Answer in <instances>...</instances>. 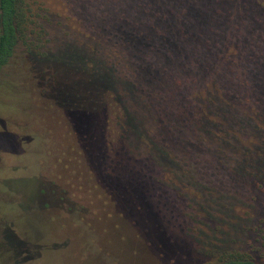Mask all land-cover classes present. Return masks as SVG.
<instances>
[{
	"label": "trees",
	"instance_id": "obj_1",
	"mask_svg": "<svg viewBox=\"0 0 264 264\" xmlns=\"http://www.w3.org/2000/svg\"><path fill=\"white\" fill-rule=\"evenodd\" d=\"M58 1L69 25L52 46L45 15L0 0V88L16 90L1 82L16 68L68 125L72 144L52 154L64 172L49 179L86 185L65 201L154 264H264V0ZM26 141L0 131L2 150ZM30 185V204L64 201ZM80 217L54 214L42 234L81 237ZM0 226L18 256L24 243Z\"/></svg>",
	"mask_w": 264,
	"mask_h": 264
},
{
	"label": "rangeland",
	"instance_id": "obj_2",
	"mask_svg": "<svg viewBox=\"0 0 264 264\" xmlns=\"http://www.w3.org/2000/svg\"><path fill=\"white\" fill-rule=\"evenodd\" d=\"M26 1L32 15H45L46 20L41 17V22L51 42L49 45L55 44L53 40L59 44L65 38L66 25H69V18L66 12H62L59 1ZM44 8L46 12L42 11ZM47 13L50 15L47 16ZM18 59L13 60V63L16 64ZM15 69H5L2 74L1 82L15 84L16 90L6 92V85L0 88V131L24 137L28 141L23 142L14 153L0 149V225H9L14 238L24 243V249L18 256L11 257L5 248L0 247V264H154L153 255L143 254L145 251L138 248L141 246L138 239L123 243L118 233L107 234L103 231L105 224L95 221L93 211L83 215L88 206L86 203L74 204L69 196L70 199L65 201L66 195L60 192L82 188L85 183L81 178L71 179L67 184L49 179V173L62 175L64 172L53 160L52 154L60 144H72L71 131L68 125H64L59 113L47 108L46 101L38 95L35 83L29 84L24 73L22 76L12 73ZM66 170L71 172V167L67 166ZM29 178L34 179V182L28 181ZM30 184L35 185L33 189L47 192L53 189L56 191L54 201H60V195L64 201L50 205V209L44 205L30 204L28 193L31 196V192L25 194L22 191L30 188ZM22 185L23 188H20ZM54 214L64 219L81 214V222L85 223L81 224V237L74 235L72 230L62 232L66 227L79 230V224L71 226L62 223V230L57 225L58 231L62 233L56 232L53 240H50V236L47 240L44 237L48 235L47 227H56L50 222ZM118 225L113 222L112 228ZM122 228L126 230L125 226ZM63 235L68 238L62 239ZM78 240H82L85 245H81Z\"/></svg>",
	"mask_w": 264,
	"mask_h": 264
}]
</instances>
